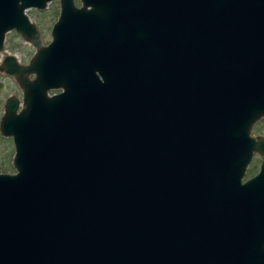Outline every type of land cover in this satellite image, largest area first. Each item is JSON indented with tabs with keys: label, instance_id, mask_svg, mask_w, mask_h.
<instances>
[{
	"label": "water",
	"instance_id": "1",
	"mask_svg": "<svg viewBox=\"0 0 264 264\" xmlns=\"http://www.w3.org/2000/svg\"><path fill=\"white\" fill-rule=\"evenodd\" d=\"M174 2L115 19L113 79L107 17L66 0L27 65L0 64L23 86L0 117V264H264V0ZM29 4L0 0V50Z\"/></svg>",
	"mask_w": 264,
	"mask_h": 264
},
{
	"label": "flooded vegetation",
	"instance_id": "2",
	"mask_svg": "<svg viewBox=\"0 0 264 264\" xmlns=\"http://www.w3.org/2000/svg\"><path fill=\"white\" fill-rule=\"evenodd\" d=\"M20 1H29V0H17V3H19ZM31 1L42 3V4H29L22 8V13L26 16L28 23L32 27L25 30L24 34H22L21 32L20 33L17 32V29L15 27L10 28L5 32L4 40H3V47H4L7 33L12 32L16 34L19 41H21L30 48V52L26 55L23 54L21 56L23 58L22 59L21 57H17L14 53L3 52L2 51L4 49L3 48L2 50H0V64L2 63L4 64V61H7L6 56L9 54L14 56L17 66L23 68V66L28 64L35 50L38 47L46 46L51 39V34H50L51 26L60 12L61 0H31ZM66 1H68L70 5L73 6L74 8H83L86 14H95L100 17H107L106 19H110V20L105 19L103 20V22L105 23L106 27L110 28V31L108 32V36H106L105 47L108 49L107 54L108 55L110 54L112 58L110 59V61H105V59L103 58L99 67L97 68V70H95L96 75L100 79L102 78L113 79L114 77L117 76V66H116L117 64L114 62V49L117 46V44H115V42L113 41V37H114L113 33L115 32L116 18L120 16L133 17L136 15L137 16L143 15L145 17H150L152 14L154 15L158 14L159 16H166L168 11L170 12L173 11L171 5L172 0H66ZM29 9H35L36 11L39 12L49 10L54 17L48 28L49 38L44 43H41L40 40V30L37 28L36 24L29 19L27 15V10ZM174 9L176 12L178 11L177 0H175L174 2ZM33 41H36V43H34ZM53 65H54V68L52 70L53 84L51 87H49L46 90L47 95H55L59 93L63 89L62 86L59 85V81L61 79L65 81L66 77L70 75V69L66 66L65 62L63 68H61L62 69L61 72L58 68L55 67V64ZM2 72L7 78L11 77L12 78L11 82L15 85V92L10 95H7L3 101V113L5 111V102L9 96H15L17 98V110H18L20 107L23 106L22 103L23 86L20 84L15 74L10 73L5 69H3ZM18 75L28 81L32 80L35 77V73L29 70L26 71L20 70ZM127 78L130 80L133 79L132 76L129 75L127 76ZM3 113L0 115V117L3 115Z\"/></svg>",
	"mask_w": 264,
	"mask_h": 264
},
{
	"label": "rangeland",
	"instance_id": "3",
	"mask_svg": "<svg viewBox=\"0 0 264 264\" xmlns=\"http://www.w3.org/2000/svg\"><path fill=\"white\" fill-rule=\"evenodd\" d=\"M27 15L29 19L33 21L36 24L37 28L40 30V40L41 43H44L49 38L48 28L54 18L52 13H50L49 10L39 12L35 9H29L27 10ZM3 48V52L14 53L17 57H21L23 54L26 55L30 52V48L19 41L16 34L12 32L7 33ZM11 81L12 78H7L0 69V115L3 113L4 99L7 95L15 92V85ZM250 134H252L253 136L264 134V115H262L253 123L250 129ZM13 153L14 146L11 137H7L0 133V172L15 171L12 165ZM261 158L262 156H260L256 152H253L251 159L246 166L245 172L241 177L242 180L257 171Z\"/></svg>",
	"mask_w": 264,
	"mask_h": 264
}]
</instances>
